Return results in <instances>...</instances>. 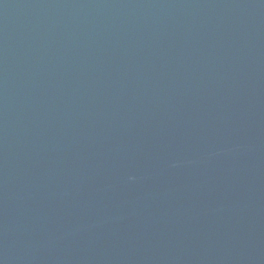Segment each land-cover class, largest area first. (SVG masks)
Wrapping results in <instances>:
<instances>
[{"label": "water", "instance_id": "1", "mask_svg": "<svg viewBox=\"0 0 264 264\" xmlns=\"http://www.w3.org/2000/svg\"><path fill=\"white\" fill-rule=\"evenodd\" d=\"M0 264H264V0H0Z\"/></svg>", "mask_w": 264, "mask_h": 264}]
</instances>
